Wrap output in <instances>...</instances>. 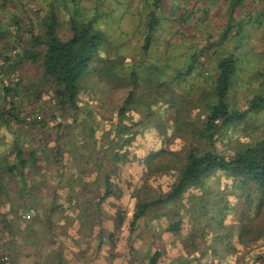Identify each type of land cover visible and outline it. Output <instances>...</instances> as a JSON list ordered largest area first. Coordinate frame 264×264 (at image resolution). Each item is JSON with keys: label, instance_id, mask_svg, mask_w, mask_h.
I'll use <instances>...</instances> for the list:
<instances>
[{"label": "trees", "instance_id": "trees-1", "mask_svg": "<svg viewBox=\"0 0 264 264\" xmlns=\"http://www.w3.org/2000/svg\"><path fill=\"white\" fill-rule=\"evenodd\" d=\"M44 1L0 0V139L12 138L0 155V234L36 242L42 227L29 219L34 212L44 213L46 235L54 213L69 212L68 230H85L88 247L95 241L91 263L103 244L112 260L124 223L133 231L170 215L167 230L177 234L193 216L208 217L216 237L198 253L188 248L177 264H200L221 247L227 264H242L257 243L261 251L247 264H264V56L243 50L238 27L208 26V0ZM45 95L44 105L29 107ZM88 118L107 126H88L83 140L72 139L70 126L84 127ZM152 128L159 140L150 143L144 167L154 171L158 159L171 182L162 193L135 188L125 214L119 207L130 199L116 202L110 176L133 161L135 139ZM13 177L16 195L5 188ZM152 236L128 247L130 264H160ZM57 241L39 251L38 262L68 263ZM16 261L12 252L0 256V264Z\"/></svg>", "mask_w": 264, "mask_h": 264}, {"label": "rangeland", "instance_id": "rangeland-1", "mask_svg": "<svg viewBox=\"0 0 264 264\" xmlns=\"http://www.w3.org/2000/svg\"><path fill=\"white\" fill-rule=\"evenodd\" d=\"M40 1L42 5L45 4L46 1L44 0H38ZM86 6L88 5V2L86 3ZM111 30H115L113 24L109 26ZM160 52V51H158ZM157 52V53H158ZM48 99V95H45L40 100H34L31 101L29 104V107L31 105L37 106L38 104H45V101ZM50 106V105H49ZM56 112L58 111V108L55 107L54 109ZM262 115V113H261ZM100 117V116H97ZM264 119V118H263ZM257 121V122H256ZM259 119L255 118V122L258 123ZM84 127L81 128H75L73 126H70V133L72 134V139L74 140H83L85 137L84 129L88 126H107V121H94V119L88 118L85 122V125L82 123ZM264 129V127H263ZM9 136V135H8ZM25 136V135H24ZM10 137V136H9ZM26 137V136H25ZM159 137L156 133L155 129H150L147 133H145L142 136H139L135 139L133 143V154H130V157L133 158V161L130 162L126 167H123L121 169L120 174L111 175L110 179L113 182V184H116V187L118 189V192H116V202L119 204H123V200H128L130 202L129 206L123 205L122 207H119L120 210H122L125 214H130L132 212V196L131 193L135 188L141 189L146 187L145 191H148L150 193L157 192H164L167 188V184L171 182V176L167 175L166 171L162 168L161 162L157 159L151 166L154 168V171H150V169H146L144 167V159L147 153L151 150L149 146L151 142H154V145L158 142ZM11 141L12 138H5L2 137L0 139V155H5L10 149H11ZM185 142V138H182L179 141L178 148H180ZM21 143H23L24 148H27L30 145V141H28L26 138L21 139ZM21 145V144H20ZM86 153H92L93 156H95V152H86ZM106 168V166L102 165L101 169L103 170ZM111 171V168H109ZM116 172L117 170L114 169ZM113 172V170H112ZM14 178L11 180L10 183L5 184L6 190H11L15 194V184ZM215 177L212 178L210 184H216L215 183ZM219 189H213L211 193H217ZM50 192V187H47L44 192H40L39 195H42V201H46L49 199L47 197ZM218 194V193H217ZM16 195V194H15ZM219 195V194H218ZM218 195H216L214 200L212 201L213 204H215L218 199ZM186 196V195H185ZM203 196V195H202ZM4 195H0V201L1 199H4ZM185 198V197H184ZM206 198V197H203ZM186 200V199H183ZM198 202V201H197ZM225 203V202H223ZM222 203V205H223ZM16 206L17 202L14 203ZM29 206H33L32 203H28ZM45 204L42 205V207ZM234 199L232 197L227 198L226 207L232 208L234 207ZM34 207V206H33ZM224 212V209L223 211ZM237 217V214H236ZM192 217L191 221H186L182 224V230L181 232L175 234L174 232L167 230V225L169 224L170 215H163L158 218H156L153 223L149 225H145V222H141L137 229L131 231L130 228H128V225L124 223V225L121 228H118V235H117V247L112 250L114 251V256L112 260L107 256V252L109 250V247L106 244L102 245V251L100 252V255L96 257L95 262L87 263L89 258L94 254V251L92 248L95 247V241L94 243L88 247V243L86 240L87 234L85 230L78 229L77 226L72 227L74 224V217L71 213H61L56 212L54 213L52 217V224H53V230L51 232V235H46V226L44 225V213L36 214L35 212L29 219H34L35 228L42 227L40 232V238L38 237L35 242V238L31 237H17L14 239V236L11 241L9 239L5 238L3 234H0V256H5L7 252H12L13 256L17 260V264H43L38 262V254L39 251H41V254H45L46 251L51 248L54 244H56L58 241L57 239H60L62 241L61 243L66 248L67 247V256H68V263L67 264H130L129 262V256L127 255V251L129 250L128 247H141L144 244V240H149V237L152 238V235H155L154 241L157 243L155 244V247L159 248L162 251V257L160 260V264H163L165 262H169L172 264H177L176 259L186 257V255L189 252L188 248H193L198 253L202 249L206 248L210 238L214 239L213 237H216V228H213L208 222V217H204L201 222L196 221ZM227 222V219L224 220V223ZM230 222V221H229ZM207 224V225H206ZM230 226V225H229ZM106 228H112L111 223H105ZM205 227V230L203 233H201V229ZM230 231H235V226H230ZM79 230V231H78ZM224 229H221V233L224 234ZM95 230H93L92 235L94 233V240L96 238ZM228 232V233H229ZM45 233V235H44ZM77 233V234H76ZM141 233V236L138 237V235ZM191 233H193L191 245L188 246V240H190ZM23 232H17V235H23ZM68 234V236H66ZM229 236L231 238L232 234L229 233ZM141 238V239H140ZM185 238V239H184ZM187 238V239H186ZM84 239V240H83ZM4 240H6L4 242ZM83 240V241H82ZM231 240V239H230ZM82 241V242H81ZM10 242V243H9ZM211 242V241H210ZM85 243V244H84ZM84 244V245H83ZM47 245V246H46ZM46 246V247H45ZM261 248L258 243L255 246V249L247 255V260L242 261V264H247V262L252 259L258 250L261 251ZM242 255V254H241ZM228 260H230V256L228 255V252L224 250L222 247L217 248L215 251H207V254L205 257L202 258V261L200 264H227ZM163 262V263H162ZM46 264V263H44ZM198 264V263H197Z\"/></svg>", "mask_w": 264, "mask_h": 264}, {"label": "crops", "instance_id": "crops-1", "mask_svg": "<svg viewBox=\"0 0 264 264\" xmlns=\"http://www.w3.org/2000/svg\"><path fill=\"white\" fill-rule=\"evenodd\" d=\"M212 15L207 20L212 29L237 27L246 53L264 56V0H208ZM197 6H201L200 3ZM263 68V67H260Z\"/></svg>", "mask_w": 264, "mask_h": 264}]
</instances>
